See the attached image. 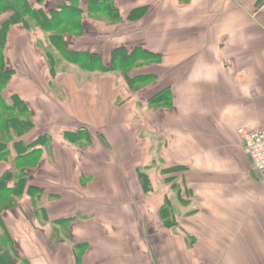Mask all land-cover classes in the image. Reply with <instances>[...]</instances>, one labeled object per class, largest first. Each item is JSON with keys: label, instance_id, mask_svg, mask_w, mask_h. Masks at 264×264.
I'll return each instance as SVG.
<instances>
[{"label": "crops", "instance_id": "0c3cea01", "mask_svg": "<svg viewBox=\"0 0 264 264\" xmlns=\"http://www.w3.org/2000/svg\"><path fill=\"white\" fill-rule=\"evenodd\" d=\"M112 4L81 0L64 48L148 54L129 73L49 62L43 30L10 28L0 99L32 125L0 154V264H264V175L238 133L264 130V0Z\"/></svg>", "mask_w": 264, "mask_h": 264}, {"label": "trees", "instance_id": "16d2710c", "mask_svg": "<svg viewBox=\"0 0 264 264\" xmlns=\"http://www.w3.org/2000/svg\"><path fill=\"white\" fill-rule=\"evenodd\" d=\"M81 0H66L57 6L56 9L50 11L49 16L42 8L43 0H37L39 8H33L30 0H0V15L11 13L10 19L3 25L0 31V91L8 86L11 81L13 71H7L5 67L4 51L7 45L10 28L15 25H24L27 30L39 28L47 34V41L55 48L62 58L70 63L77 64L83 69L100 70L101 72H109L116 69V65L125 60L123 69L126 73L132 71V64L145 58L148 54L140 53L134 50L129 53L125 48H119L113 52L112 62L109 68H103L95 60H91L90 54H71L64 48V36H80L83 31L82 16L83 10L80 6ZM89 15L111 13L117 17V10L114 9L112 0H89L88 6ZM111 18V20H112ZM45 56L50 59L53 57L44 52ZM135 60V63H134ZM130 70V71H129ZM0 110L5 114L0 117V154L5 150V147L13 141L15 137H19L20 132L16 131L19 124L20 129L28 130L31 127V122L28 118L29 109L25 102L14 98L11 104H6L0 99ZM23 134V133H22ZM3 156L0 155V159ZM2 190V189H0Z\"/></svg>", "mask_w": 264, "mask_h": 264}, {"label": "built area", "instance_id": "2783aa9c", "mask_svg": "<svg viewBox=\"0 0 264 264\" xmlns=\"http://www.w3.org/2000/svg\"><path fill=\"white\" fill-rule=\"evenodd\" d=\"M238 133L254 168L264 175V130L240 129Z\"/></svg>", "mask_w": 264, "mask_h": 264}, {"label": "rangeland", "instance_id": "374dc122", "mask_svg": "<svg viewBox=\"0 0 264 264\" xmlns=\"http://www.w3.org/2000/svg\"><path fill=\"white\" fill-rule=\"evenodd\" d=\"M46 44H47V42H46ZM42 49L46 52V53H49L52 57H53V59H50L52 62L53 61H55L57 64H60V63H62L61 61H62V57L60 56V54L58 53H55V54H53V55H55V56H57V59L49 52V50L52 52V53H54V51H53V49H50L49 48V50H48V47L46 46V48H43L42 47ZM0 117L2 118V117H6L5 116V114L4 113H2V112H0Z\"/></svg>", "mask_w": 264, "mask_h": 264}]
</instances>
